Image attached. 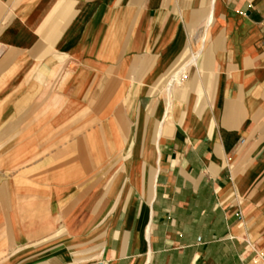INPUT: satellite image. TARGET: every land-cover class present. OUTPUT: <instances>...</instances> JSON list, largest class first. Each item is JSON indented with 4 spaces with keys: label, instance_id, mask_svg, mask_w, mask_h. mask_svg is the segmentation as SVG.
<instances>
[{
    "label": "crops",
    "instance_id": "crops-1",
    "mask_svg": "<svg viewBox=\"0 0 264 264\" xmlns=\"http://www.w3.org/2000/svg\"><path fill=\"white\" fill-rule=\"evenodd\" d=\"M0 264H264V0H0Z\"/></svg>",
    "mask_w": 264,
    "mask_h": 264
},
{
    "label": "rangeland",
    "instance_id": "rangeland-1",
    "mask_svg": "<svg viewBox=\"0 0 264 264\" xmlns=\"http://www.w3.org/2000/svg\"><path fill=\"white\" fill-rule=\"evenodd\" d=\"M8 256H10L8 253H5V254H4V256H3V258H2V262H3V263H6V262H7L6 260H7V257H8Z\"/></svg>",
    "mask_w": 264,
    "mask_h": 264
}]
</instances>
